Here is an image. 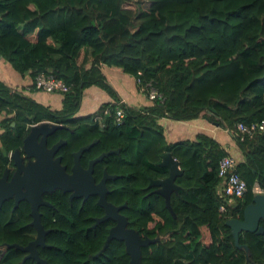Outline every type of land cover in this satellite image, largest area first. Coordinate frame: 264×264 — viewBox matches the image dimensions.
Instances as JSON below:
<instances>
[{
    "label": "trees",
    "instance_id": "trees-1",
    "mask_svg": "<svg viewBox=\"0 0 264 264\" xmlns=\"http://www.w3.org/2000/svg\"><path fill=\"white\" fill-rule=\"evenodd\" d=\"M0 58L31 84L48 71L68 85L53 109L0 81V175L31 124H57L45 143L62 140L55 155L67 171L83 145L82 167L116 150L92 163V176H114L105 179L106 201L124 202L126 226L150 240L139 246L138 264H264L262 235L241 231L235 243L225 224L241 218L254 183L264 189V130L247 136L235 127L264 119V0H0ZM102 66L131 75L137 89L149 83L158 96L139 108L121 103L118 121L115 102L78 115L90 85L115 98ZM160 116H204L226 129L242 155L234 171L243 194L217 190V161L228 154L215 139L197 133L168 142ZM164 152L182 171L169 194L173 216L154 186L146 187L166 176L157 165ZM68 196L57 188L41 195L38 257L47 264H129L122 240L111 238L101 249L114 222L94 223L103 214L97 196ZM29 211L24 199L15 206L12 198L1 201L0 264H41L23 250L35 234Z\"/></svg>",
    "mask_w": 264,
    "mask_h": 264
},
{
    "label": "water",
    "instance_id": "water-1",
    "mask_svg": "<svg viewBox=\"0 0 264 264\" xmlns=\"http://www.w3.org/2000/svg\"><path fill=\"white\" fill-rule=\"evenodd\" d=\"M57 127L59 125L47 121L31 124L27 134L22 139L20 149H14L9 155L14 170L8 176V168H4L0 175V203L7 198L13 199L14 206L21 199L29 203V214L32 218L30 224L35 228V236L23 247V250L28 251L29 255L41 264H47L45 260L38 257L35 249L37 245H43L44 237V231L38 220L37 206L46 203L41 198L44 192L57 188L68 191L69 198L96 195V203L103 208V214L96 217L94 223L107 218L114 222L108 229L101 249L111 238L122 240L124 249L129 255L128 263L138 264L139 246L148 243L150 240L141 238L133 228L126 226V218L119 212V209L125 205L124 202L113 205L106 201L105 179L114 176L107 175L104 170L98 181H95L92 176V163L110 151L116 150L102 152L97 157L88 160L86 167H82L78 157L89 144L83 145L71 153L72 163L68 172L65 166L60 163V157L55 155L62 140L58 139L49 147L45 144L46 135ZM23 158L28 160L23 163ZM157 165L166 168V176L151 178L146 187L154 186L152 191L163 197L165 207L173 216V211L169 205V194L171 191L177 190L178 186L174 183V179L182 171L178 167V162L169 152L160 155ZM225 224L229 227L235 243H237V234L241 231L261 234L262 251L264 252V192L253 194L251 201L243 207L240 219L228 218L225 220Z\"/></svg>",
    "mask_w": 264,
    "mask_h": 264
},
{
    "label": "crops",
    "instance_id": "crops-1",
    "mask_svg": "<svg viewBox=\"0 0 264 264\" xmlns=\"http://www.w3.org/2000/svg\"><path fill=\"white\" fill-rule=\"evenodd\" d=\"M101 72L105 82L112 89L115 98L96 85H90L82 91L77 109L78 115L96 113L103 103L108 102L122 101L123 104L133 108L149 106L151 104V102L138 91L131 75L106 66L101 67ZM0 81L11 89L21 91L23 95L30 97L42 105L49 106L53 109L60 107L61 95L35 89L27 73L22 75L19 74L1 58ZM1 117L0 115V118ZM157 122L162 127L164 137L168 142L192 139L197 133H204L215 139L228 155L236 160L242 159V155L228 131L221 125L210 123L204 116L188 120H173L167 116H160L157 118ZM163 168L166 170L165 167Z\"/></svg>",
    "mask_w": 264,
    "mask_h": 264
},
{
    "label": "built area",
    "instance_id": "built-area-1",
    "mask_svg": "<svg viewBox=\"0 0 264 264\" xmlns=\"http://www.w3.org/2000/svg\"><path fill=\"white\" fill-rule=\"evenodd\" d=\"M32 85L37 90H43L48 92H54L59 95L64 93L68 89V85L62 80L54 77L50 72H37L33 75ZM140 91L150 102H152L158 95L154 88L146 83L142 86ZM122 101L115 102L114 116L115 120L118 121L122 117V108L120 104ZM107 109L103 111L105 114ZM36 124V123H33ZM236 129L240 134H245L247 136L251 135L253 132H260L264 130V119H260L257 122L250 124H244L242 122H237L235 124ZM11 153V152H10ZM8 154V156L10 155ZM235 159L230 155H224L220 157L217 161L216 174L219 178V183L217 190L227 196L240 197L245 191L244 181L236 174L234 171ZM252 191L255 193H263L264 189L258 187L256 183L252 185ZM224 209L223 205L219 206V210Z\"/></svg>",
    "mask_w": 264,
    "mask_h": 264
},
{
    "label": "flooded vegetation",
    "instance_id": "flooded-vegetation-1",
    "mask_svg": "<svg viewBox=\"0 0 264 264\" xmlns=\"http://www.w3.org/2000/svg\"><path fill=\"white\" fill-rule=\"evenodd\" d=\"M46 144V143H45ZM47 146V145H46ZM51 146V145H50ZM48 147V146H47ZM28 159L27 158H23L22 159V161H23V163H25L26 161H27ZM14 170V166L12 165V162H11V164L9 165V168H8V171H9V173H8V176H10V174H11V172ZM67 171V170H66ZM68 172H69V170H68ZM13 200V199H12ZM42 200H44V202H46V200L45 199H42ZM32 219V218H31ZM30 222H31V220H30ZM29 222V223H30ZM34 236H35V234H34ZM34 236H33V238H34ZM32 238V239H33ZM31 241V240H30ZM29 242V241H28ZM37 247V246H36Z\"/></svg>",
    "mask_w": 264,
    "mask_h": 264
}]
</instances>
